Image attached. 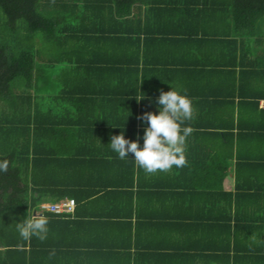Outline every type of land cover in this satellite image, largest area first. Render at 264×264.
<instances>
[{
	"label": "trees",
	"instance_id": "obj_1",
	"mask_svg": "<svg viewBox=\"0 0 264 264\" xmlns=\"http://www.w3.org/2000/svg\"><path fill=\"white\" fill-rule=\"evenodd\" d=\"M172 86L187 163L147 174L108 144ZM260 101L264 0H0V264H264Z\"/></svg>",
	"mask_w": 264,
	"mask_h": 264
},
{
	"label": "clouds",
	"instance_id": "obj_2",
	"mask_svg": "<svg viewBox=\"0 0 264 264\" xmlns=\"http://www.w3.org/2000/svg\"><path fill=\"white\" fill-rule=\"evenodd\" d=\"M143 98L144 95L137 100ZM155 103V114L146 112L140 117L142 124L146 125L143 127L142 144L124 138L123 131L112 136L108 144L121 160L132 154L134 159L131 160L135 166L147 174L168 172L173 167L185 166L186 140L192 131L186 122L193 119L194 109L186 91L172 86L167 92L161 91ZM8 169L9 161L0 159V173H6ZM49 222L47 215H34L31 211L16 223V230L21 240L30 241L35 238L43 242L49 235ZM50 254H54V251Z\"/></svg>",
	"mask_w": 264,
	"mask_h": 264
},
{
	"label": "built area",
	"instance_id": "obj_3",
	"mask_svg": "<svg viewBox=\"0 0 264 264\" xmlns=\"http://www.w3.org/2000/svg\"><path fill=\"white\" fill-rule=\"evenodd\" d=\"M43 207L55 213H71L74 210L75 202L73 199H65L58 203L43 205Z\"/></svg>",
	"mask_w": 264,
	"mask_h": 264
},
{
	"label": "crops",
	"instance_id": "obj_4",
	"mask_svg": "<svg viewBox=\"0 0 264 264\" xmlns=\"http://www.w3.org/2000/svg\"><path fill=\"white\" fill-rule=\"evenodd\" d=\"M260 105L264 106V101H260ZM233 167V165H232ZM227 180V181H226ZM233 186V174H229L224 181V188L230 189Z\"/></svg>",
	"mask_w": 264,
	"mask_h": 264
},
{
	"label": "rangeland",
	"instance_id": "obj_5",
	"mask_svg": "<svg viewBox=\"0 0 264 264\" xmlns=\"http://www.w3.org/2000/svg\"><path fill=\"white\" fill-rule=\"evenodd\" d=\"M46 45V44H45ZM227 181V180H226Z\"/></svg>",
	"mask_w": 264,
	"mask_h": 264
}]
</instances>
